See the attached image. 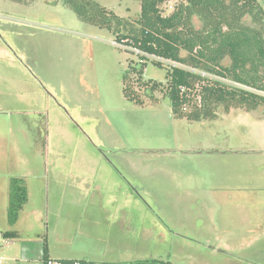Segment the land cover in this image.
<instances>
[{"label":"rangeland","instance_id":"374dc122","mask_svg":"<svg viewBox=\"0 0 264 264\" xmlns=\"http://www.w3.org/2000/svg\"><path fill=\"white\" fill-rule=\"evenodd\" d=\"M95 1L127 20L140 13L138 0ZM113 42L61 0H0V264H42L44 228L57 257L264 264V108L176 118L163 100L175 63L149 58L142 80L161 82L159 101L142 89L147 103L130 102L121 76L140 54ZM40 172L42 184L26 180L31 204L46 210L36 190L48 185L68 190L63 209L50 202L38 221L23 206L8 224L10 176Z\"/></svg>","mask_w":264,"mask_h":264},{"label":"trees","instance_id":"16d2710c","mask_svg":"<svg viewBox=\"0 0 264 264\" xmlns=\"http://www.w3.org/2000/svg\"><path fill=\"white\" fill-rule=\"evenodd\" d=\"M83 22L106 29L114 41L138 49L139 66L131 61L123 72V94L135 104L159 99L160 81H143L148 58L175 63L164 72L163 100L176 118L201 121L217 118V111H258L264 108V0H178L164 15L169 0H138L139 16L127 20L95 0H61ZM144 60V61H143ZM161 100V99H160ZM27 199L23 178L11 177L7 221L13 225ZM8 234V232L6 233ZM13 236V232L9 233ZM50 258L44 244L41 261ZM63 264H174L160 259L95 262L56 259Z\"/></svg>","mask_w":264,"mask_h":264},{"label":"crops","instance_id":"0c3cea01","mask_svg":"<svg viewBox=\"0 0 264 264\" xmlns=\"http://www.w3.org/2000/svg\"><path fill=\"white\" fill-rule=\"evenodd\" d=\"M47 173V171H46ZM31 176L32 179H39L41 180V184H42V180H44V177H48V174L45 175L43 174L42 172L38 173V174H35L34 173H25V175H20V176H16V177H21L24 179L25 181V184H26V188H27V199H26V202L23 206H29V213H30V216H32L33 218H36V220L38 221H44V218L47 217V213H48V209H49V204L50 202L54 203V204H58L59 203V207L60 209H63L62 208V205L65 204L66 202L63 201L64 200V196H61L60 194L62 193H67L68 190L66 188L64 189H61L60 187H58L59 189L56 190V188L54 187L51 191H50V187L48 185H46V187L43 189H41V187L39 186V190H36V195L37 193L39 192L40 194V198H41V202H43V207L46 209V213L44 211L43 208H35L33 207V204H31V201H35L36 200V196L32 194L31 192V189L29 188V186L27 185V182L29 181L28 178ZM15 177V176H14ZM11 178V176H10ZM27 180V182H26ZM63 188V187H62ZM9 196V195H8ZM76 199L73 201V203H75ZM103 203H95V206L97 205V218L96 220H98V222L100 221V219H102V224L105 225V222L107 221V217L110 216L109 212L103 207L102 205ZM81 211H83L82 207L80 208ZM80 211V212H81ZM63 216V215H62ZM57 218V216H55ZM58 219V218H57ZM109 219V218H108ZM58 221V220H56ZM98 222H96L98 224ZM108 231V229L104 230V233L106 234ZM8 232V234H6ZM12 232V231H8L6 230L3 235L7 238H10V237H14L15 234H13V236H11L9 233ZM124 232V231H123ZM129 232V230L127 231ZM124 234V233H123ZM124 238V237H123ZM126 238V237H125ZM50 239H51V236H50V231L48 228H44L43 230V244L46 245V248H47V254L49 257L51 258H54V259H81V258H74V257H57L55 256L54 254V246H53V243L50 242ZM107 243V242H106ZM44 246V245H43ZM29 248H26L24 245L22 246L21 248V257H23L24 259H28V255H29ZM38 259V257H37ZM86 259V258H84ZM89 260V259H87ZM93 261V260H91ZM104 262V261H102ZM43 264V263H42Z\"/></svg>","mask_w":264,"mask_h":264},{"label":"built area","instance_id":"2783aa9c","mask_svg":"<svg viewBox=\"0 0 264 264\" xmlns=\"http://www.w3.org/2000/svg\"><path fill=\"white\" fill-rule=\"evenodd\" d=\"M113 43H114V45H116V46H118V47H121L122 45L125 44V43H118V42H116V41H114ZM134 49H136V48H134ZM136 52L139 53V54H141V52H140L138 49H136ZM143 61H144V60H143ZM46 264H63V263H61L60 261H58V260H56V259L50 257V258H48V259L46 260ZM74 264H78V263H74Z\"/></svg>","mask_w":264,"mask_h":264}]
</instances>
